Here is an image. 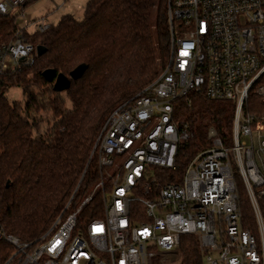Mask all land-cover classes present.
Masks as SVG:
<instances>
[{
    "label": "built area",
    "instance_id": "1",
    "mask_svg": "<svg viewBox=\"0 0 264 264\" xmlns=\"http://www.w3.org/2000/svg\"><path fill=\"white\" fill-rule=\"evenodd\" d=\"M28 1L4 0L0 15L25 18ZM168 21L171 54L161 75L115 109L97 139L96 187L71 211L72 196L38 240L0 235L17 248L19 264H154L158 250L178 251L188 235L202 264H264V0H169ZM51 26L46 17L24 21L0 45V96L38 58L28 34ZM193 95L233 105L230 140L209 125L208 145L181 182H162L192 138L182 111ZM239 182L256 233L246 227ZM98 193L102 215L81 220Z\"/></svg>",
    "mask_w": 264,
    "mask_h": 264
},
{
    "label": "trees",
    "instance_id": "2",
    "mask_svg": "<svg viewBox=\"0 0 264 264\" xmlns=\"http://www.w3.org/2000/svg\"><path fill=\"white\" fill-rule=\"evenodd\" d=\"M168 4L169 0H90L83 21L64 15L45 33L28 34L30 42L48 50L13 81L27 99L25 107L10 102L6 93L0 96L2 235L15 236L22 243L40 239L72 196L71 211L98 184V159L92 153L103 125L115 109L156 80L170 58ZM156 6L155 38L150 19ZM17 19V15H0V45L14 39ZM80 65H86V71L66 92H56L43 77L47 69L69 76ZM260 82L264 84V76ZM252 99L257 105L258 98L252 95ZM40 112L52 114L46 132ZM182 112L192 138L178 155L174 176L162 182H181L190 160L208 145L209 125L230 140L233 107L228 102L193 95L191 108ZM239 194L244 216L251 221L246 227L256 233L250 202L240 182ZM101 215L98 193L80 218ZM178 251L182 264H202L195 236H184ZM20 259L17 248L0 237V264H19Z\"/></svg>",
    "mask_w": 264,
    "mask_h": 264
},
{
    "label": "rangeland",
    "instance_id": "3",
    "mask_svg": "<svg viewBox=\"0 0 264 264\" xmlns=\"http://www.w3.org/2000/svg\"><path fill=\"white\" fill-rule=\"evenodd\" d=\"M89 1L90 0H35L26 6L25 8L26 17L25 18L19 17L17 19V22L19 25H22L23 22L27 20L32 21L36 18L47 17L50 24L56 25L58 24V22L64 15H69V14H72L76 20L83 21L85 7ZM2 2H4V0H0V3ZM14 15H18V11H15ZM156 19H157V6L153 9V13L150 19V24H151L155 38H156V32H155ZM31 31L32 29L30 30V32ZM161 73L162 71L160 72L159 76L161 75ZM6 95L10 102L20 103V105H22L23 107H25L27 104V99L24 96L23 91L20 87H17L14 85V87L8 90ZM253 101L254 100L252 99L251 101L252 107L254 104ZM229 105L230 107H233L231 103H229ZM68 107L69 108L71 107L69 102H68ZM38 116L44 120V122H42L41 124V127L43 128V132H46L48 129L51 128V123L49 120H52V114L48 112H40ZM123 160H124V157H120L117 159V163H120ZM114 170H115V167L110 168L109 172L113 173ZM106 179H108L107 174H106ZM213 256L215 257L216 255L213 254ZM153 263L154 264H182V258H181L179 251L167 253L165 251L158 250L157 257L154 258Z\"/></svg>",
    "mask_w": 264,
    "mask_h": 264
},
{
    "label": "water",
    "instance_id": "4",
    "mask_svg": "<svg viewBox=\"0 0 264 264\" xmlns=\"http://www.w3.org/2000/svg\"><path fill=\"white\" fill-rule=\"evenodd\" d=\"M47 48L42 45L37 46L38 57L43 56L47 52ZM86 65H80L75 70H73L69 76L62 73H57L54 69H47L43 72V77L45 80L53 85L56 92L62 93L70 89L72 81H76L82 77L86 71ZM2 232V227L0 225V235Z\"/></svg>",
    "mask_w": 264,
    "mask_h": 264
},
{
    "label": "crops",
    "instance_id": "5",
    "mask_svg": "<svg viewBox=\"0 0 264 264\" xmlns=\"http://www.w3.org/2000/svg\"><path fill=\"white\" fill-rule=\"evenodd\" d=\"M69 15H72V14H69ZM73 16V15H72ZM74 17V16H73ZM47 18V17H46ZM48 20V19H47ZM49 22V21H48ZM50 23V22H49Z\"/></svg>",
    "mask_w": 264,
    "mask_h": 264
},
{
    "label": "snow or ice",
    "instance_id": "6",
    "mask_svg": "<svg viewBox=\"0 0 264 264\" xmlns=\"http://www.w3.org/2000/svg\"><path fill=\"white\" fill-rule=\"evenodd\" d=\"M186 54V53H185Z\"/></svg>",
    "mask_w": 264,
    "mask_h": 264
}]
</instances>
